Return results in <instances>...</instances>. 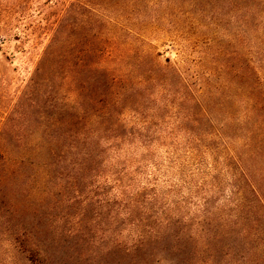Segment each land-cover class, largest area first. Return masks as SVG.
<instances>
[{
	"label": "rangeland",
	"instance_id": "1",
	"mask_svg": "<svg viewBox=\"0 0 264 264\" xmlns=\"http://www.w3.org/2000/svg\"><path fill=\"white\" fill-rule=\"evenodd\" d=\"M98 3L0 0V264H114L116 242L130 246L137 223H116L117 199L136 198L143 205L136 219L143 215L151 223L160 217L190 223L207 211L246 214L238 206L254 203L238 166L226 162L215 144L207 150V143L197 145L189 138L188 128L176 123L178 111L186 108L167 101L168 92L154 84L141 100H131L142 114L124 115L128 132L142 133L114 145L106 141L97 164L84 167L81 134L90 94L63 72L37 69L53 39L62 36L82 43L83 52L102 51V68L136 74L157 70L154 56L160 55L163 64L183 57L182 71L199 92L202 83L196 80L208 78L211 68L201 67L199 60L212 38L224 52L223 67L214 66L211 81L223 106H213L212 113L219 122L239 118L242 11L255 7V0ZM154 115L157 119H151ZM223 131L244 138L237 122ZM246 170L255 182V158ZM115 182L126 186L127 195L140 196H114ZM239 186L245 193H237ZM27 237L50 256L47 261H27L17 241Z\"/></svg>",
	"mask_w": 264,
	"mask_h": 264
},
{
	"label": "trees",
	"instance_id": "2",
	"mask_svg": "<svg viewBox=\"0 0 264 264\" xmlns=\"http://www.w3.org/2000/svg\"><path fill=\"white\" fill-rule=\"evenodd\" d=\"M93 1L96 3L99 0ZM119 1L100 0L98 5L112 6ZM242 12L237 77L243 114L239 118L229 116L223 122H219V118L212 113V107H220L222 102H218L220 92L211 81L214 66H219V69L223 67L224 52L217 47L219 42L212 38L205 42L199 60L201 67L211 66L206 71L208 78L200 75L196 80L202 83L199 92L182 71L183 57L180 62L172 64L171 60H167L163 64L159 60L160 55L154 56L157 70L136 74L131 70L102 68L101 64L106 59L102 51L83 52L79 41L69 42L57 36L39 62L38 73L48 70L63 72L65 79L74 85L80 83L81 89L90 94L89 108L83 112L86 127L81 134L80 154L84 167L92 169L97 164L101 147L106 141H112L114 145L127 141V136L136 137V134L142 133L128 132L124 115L130 111L142 114L139 112L140 106L132 104L131 100H141L142 92L154 84L168 92L167 101L174 99L179 109L181 106L186 108L178 111L177 126L188 128L189 138L197 145L207 143V150L214 149L212 146L215 144L214 150L221 151L226 162L238 166L242 180L246 181L254 197L252 205L238 206L241 210L244 208L246 214L226 217L207 211L190 223L160 216L153 223L143 215L136 219L135 214L142 211L143 205L136 198H129L126 202L117 199L116 223L124 219L132 220V224L133 220L137 223L133 225L130 246L116 242L112 251L114 264H264V0H255V7H245ZM154 118L157 119L155 115L151 116V119ZM235 122L240 126L242 139L229 137L223 131ZM149 123L150 118L143 121L145 126ZM202 128L214 131L205 134L200 131ZM194 130H199L201 134ZM237 143L239 150L234 147ZM253 158L255 182L246 170L247 163ZM115 185L114 196H140L134 193L127 195L126 186L118 182ZM243 188H236L237 193H245ZM243 201L249 204L246 199ZM17 241L22 254L28 255V262L49 259L50 256L44 254L43 250L34 247L31 238Z\"/></svg>",
	"mask_w": 264,
	"mask_h": 264
}]
</instances>
